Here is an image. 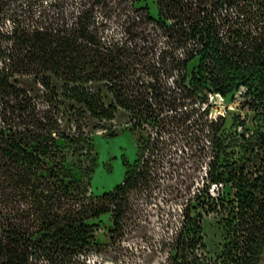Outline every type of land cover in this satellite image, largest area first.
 Returning a JSON list of instances; mask_svg holds the SVG:
<instances>
[{"label":"trees","instance_id":"1","mask_svg":"<svg viewBox=\"0 0 264 264\" xmlns=\"http://www.w3.org/2000/svg\"><path fill=\"white\" fill-rule=\"evenodd\" d=\"M154 2L156 17L146 0H25L9 28H0L1 85L25 93L18 77L49 104L0 127V264L71 263L98 245L93 221L104 214L113 219L111 233L121 229L136 173L95 195L68 163L88 149L83 129L99 127L92 119L111 120L121 108L155 121L178 91L232 99L241 88L245 113L233 129L209 124L206 183L186 200L166 263L256 264L264 252V0ZM112 15L123 38L109 28ZM152 32L168 45L156 58ZM139 35L143 43L133 39ZM174 75L176 86L162 82ZM68 124L72 134L61 129ZM210 213L223 238L214 257L202 237Z\"/></svg>","mask_w":264,"mask_h":264},{"label":"rangeland","instance_id":"2","mask_svg":"<svg viewBox=\"0 0 264 264\" xmlns=\"http://www.w3.org/2000/svg\"><path fill=\"white\" fill-rule=\"evenodd\" d=\"M22 1L25 0H0V28H9L11 23L6 20L18 11ZM68 1L69 6L71 2L80 0ZM146 3L150 13L156 17L154 0H146ZM96 9V15L101 17L103 11L100 7ZM108 22L110 30L123 38L121 20L112 15ZM157 35L152 32L147 38L158 42L152 58L158 57L160 51L168 46L161 32ZM139 38L140 35L133 37L143 43ZM195 65L196 62H192L190 69ZM158 71L163 73L164 68ZM166 78L162 77L164 84L170 82L171 86H176L170 81L176 80L175 75ZM16 80L20 88H27L25 93L16 95L10 88L5 90L0 83V127L5 129L19 124L20 117L28 113L37 111L42 114L49 109L41 95L28 89L18 77ZM10 84H14L13 79H10ZM244 92L245 89L241 88L232 99H226L205 91L189 96L178 91L176 101L171 106L164 105L155 121H144V117L121 108L111 120L92 119L91 122L99 127L83 129L90 139L88 149L81 152L79 162L68 156L73 173L83 179L95 195L112 190L123 181L127 171L136 173L137 183L128 190L127 213L121 220V229L111 233V214L102 215L93 221L98 245L91 252L65 264H167V244L175 239L182 208L186 200L198 194L206 183L204 176L211 158L209 124L222 120L227 130L233 129V119L245 113ZM25 95L28 102L24 107L21 100ZM87 118L85 115L86 121L89 120ZM72 124L61 129L72 134L75 130ZM211 188L210 192L213 186ZM201 225L206 255L214 257L223 241L219 216L210 213L203 218ZM258 259L256 264H264V252Z\"/></svg>","mask_w":264,"mask_h":264},{"label":"bare ground","instance_id":"3","mask_svg":"<svg viewBox=\"0 0 264 264\" xmlns=\"http://www.w3.org/2000/svg\"><path fill=\"white\" fill-rule=\"evenodd\" d=\"M217 95V94H216Z\"/></svg>","mask_w":264,"mask_h":264},{"label":"built area","instance_id":"4","mask_svg":"<svg viewBox=\"0 0 264 264\" xmlns=\"http://www.w3.org/2000/svg\"><path fill=\"white\" fill-rule=\"evenodd\" d=\"M218 95V94H217Z\"/></svg>","mask_w":264,"mask_h":264}]
</instances>
